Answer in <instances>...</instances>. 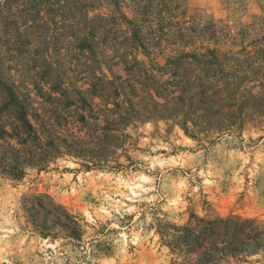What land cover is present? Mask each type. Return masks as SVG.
Returning <instances> with one entry per match:
<instances>
[{"label": "rangeland", "instance_id": "rangeland-1", "mask_svg": "<svg viewBox=\"0 0 264 264\" xmlns=\"http://www.w3.org/2000/svg\"><path fill=\"white\" fill-rule=\"evenodd\" d=\"M19 1L0 0L3 117L52 103L38 72L55 33L46 21L13 51ZM174 3L163 33L141 25L161 37L136 53L149 77H130L135 94L123 82L117 111H62L54 130L77 150L0 174V264H264V0Z\"/></svg>", "mask_w": 264, "mask_h": 264}, {"label": "trees", "instance_id": "trees-1", "mask_svg": "<svg viewBox=\"0 0 264 264\" xmlns=\"http://www.w3.org/2000/svg\"><path fill=\"white\" fill-rule=\"evenodd\" d=\"M176 0H21L15 5L16 15L3 21L4 30L14 34L12 50L19 52L29 46L27 30H46V21L52 24L55 33L56 59L52 66L42 58L39 65V82L50 84L48 91L39 88L38 95L52 103L44 112L8 111L0 114V174L19 180L28 166L44 167L60 154L61 148L77 150L76 141H68L56 135L55 125L66 121L62 111L74 107L75 111H94L100 102L103 111H117L116 100L122 91L121 83L135 94L130 77L147 80V69L138 59L137 51L149 55L151 48L158 45L157 39L164 32V12L168 3L177 9ZM54 5L53 9L49 5ZM46 11H57V17L44 20L38 17V7ZM128 8V10L126 9ZM150 16H153L152 20ZM171 17V16H169ZM151 20H150V19ZM137 21L141 22L139 25ZM155 21V31L144 32V22ZM166 25V26H167ZM44 34V32H43ZM152 35L153 38L150 37ZM22 36L25 40H22ZM156 38V40H154ZM29 49H27L28 51ZM121 67L126 77L115 73ZM144 80L136 82L143 84ZM77 82L80 85H77ZM157 92V91H156ZM96 99L98 101H96ZM111 100V102L109 101ZM54 104V105H53ZM112 104L113 107L108 105ZM86 115L80 113L79 121ZM60 140V142H57ZM61 144V145H59ZM63 145V146H62ZM76 228V223L66 216ZM74 229L70 236H74ZM75 238V237H73Z\"/></svg>", "mask_w": 264, "mask_h": 264}]
</instances>
